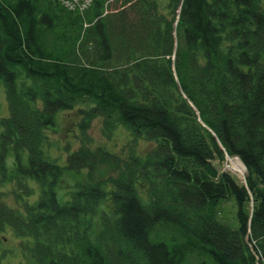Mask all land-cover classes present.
<instances>
[{
	"label": "trees",
	"instance_id": "16d2710c",
	"mask_svg": "<svg viewBox=\"0 0 264 264\" xmlns=\"http://www.w3.org/2000/svg\"><path fill=\"white\" fill-rule=\"evenodd\" d=\"M107 1L0 0V181L27 196L11 207L0 189V232L21 239L23 264H264V0H168L167 15L157 0L103 14ZM73 108L82 137L61 164L48 131ZM96 118L154 147L94 148ZM226 156L244 183L217 167ZM66 170L87 175L61 201Z\"/></svg>",
	"mask_w": 264,
	"mask_h": 264
},
{
	"label": "rangeland",
	"instance_id": "374dc122",
	"mask_svg": "<svg viewBox=\"0 0 264 264\" xmlns=\"http://www.w3.org/2000/svg\"><path fill=\"white\" fill-rule=\"evenodd\" d=\"M157 2L158 11L167 15L168 0H157ZM120 4V0H108L105 2L103 14H118L123 8ZM7 115V102L3 87L0 86V117ZM80 121L81 114L78 108L62 111L56 118L54 130L48 131L49 144L47 146V151L51 157L55 158V160L61 164H64L67 153L76 148L79 144V140L82 137L79 130ZM87 135L90 139V145L92 147H103L120 158H125L132 152L144 157L154 147V143L152 141L145 139L133 140L129 133L122 127H117L109 136H107L103 131L101 118H96L91 121L90 127L87 130ZM12 157V153H10L7 157V163L9 166L12 161ZM216 164L220 170L230 172L236 178L237 182H245L246 168L239 158L226 156L223 162ZM109 171L110 170L107 166H101L94 171L92 175L94 178H103L107 173H109ZM86 175V171L73 172L72 170H66L57 185L56 191L58 198L61 201L65 200L64 198L69 196L68 193L73 188L75 179H84ZM9 183L11 184L0 181V189L7 193L4 201L11 207H17L13 193H15V195H21L23 198H26L27 196L18 188L17 178ZM30 184L34 188V194L30 198V200L33 201L38 198L39 189L34 182H31ZM18 189L20 191H18ZM16 200L18 202L21 201L20 197H17ZM217 209H219L222 221L233 227L237 226V208L233 200L221 201ZM152 240L154 239L152 238ZM0 246L5 254L3 260L5 264H23L21 239L14 236L13 232L9 228L0 232Z\"/></svg>",
	"mask_w": 264,
	"mask_h": 264
},
{
	"label": "built area",
	"instance_id": "2783aa9c",
	"mask_svg": "<svg viewBox=\"0 0 264 264\" xmlns=\"http://www.w3.org/2000/svg\"><path fill=\"white\" fill-rule=\"evenodd\" d=\"M62 6L78 11L83 12L91 3V0H57Z\"/></svg>",
	"mask_w": 264,
	"mask_h": 264
}]
</instances>
